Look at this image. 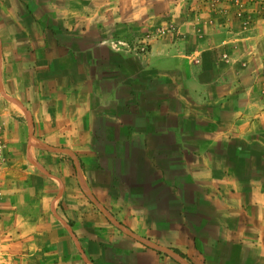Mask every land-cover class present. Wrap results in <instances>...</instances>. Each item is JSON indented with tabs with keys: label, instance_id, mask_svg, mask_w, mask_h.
Returning a JSON list of instances; mask_svg holds the SVG:
<instances>
[{
	"label": "crops",
	"instance_id": "0c3cea01",
	"mask_svg": "<svg viewBox=\"0 0 264 264\" xmlns=\"http://www.w3.org/2000/svg\"><path fill=\"white\" fill-rule=\"evenodd\" d=\"M0 264H264V0H0Z\"/></svg>",
	"mask_w": 264,
	"mask_h": 264
},
{
	"label": "built area",
	"instance_id": "2783aa9c",
	"mask_svg": "<svg viewBox=\"0 0 264 264\" xmlns=\"http://www.w3.org/2000/svg\"><path fill=\"white\" fill-rule=\"evenodd\" d=\"M147 38L148 37L145 36V39L140 42V44H141L140 47H138L142 51H145L147 49V45H148V39Z\"/></svg>",
	"mask_w": 264,
	"mask_h": 264
},
{
	"label": "rangeland",
	"instance_id": "374dc122",
	"mask_svg": "<svg viewBox=\"0 0 264 264\" xmlns=\"http://www.w3.org/2000/svg\"><path fill=\"white\" fill-rule=\"evenodd\" d=\"M149 33H150V31H149V32H148V31L143 32V34H142V36H141V39H140L139 41L141 42L142 40H144V39H145V36L150 35ZM140 42H139V43H140Z\"/></svg>",
	"mask_w": 264,
	"mask_h": 264
}]
</instances>
